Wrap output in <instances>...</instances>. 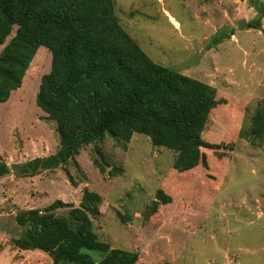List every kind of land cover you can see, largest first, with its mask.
<instances>
[{
	"label": "rangeland",
	"instance_id": "rangeland-1",
	"mask_svg": "<svg viewBox=\"0 0 264 264\" xmlns=\"http://www.w3.org/2000/svg\"><path fill=\"white\" fill-rule=\"evenodd\" d=\"M113 6L154 62L214 86L225 98L201 133L225 146L207 148L204 165L178 173L174 151L153 146L146 135L134 133L124 143L106 134L98 143L109 163L104 173L92 163L98 158L93 144L76 155L80 171L69 163L32 176L12 170L0 178V264H53L44 251L13 245L21 231L13 216L55 199L77 205L85 187L102 197L94 219L98 237L137 251L136 264H264V137L249 133L264 103V12L248 0H113ZM258 17L261 27H247ZM50 60L39 47L20 88L0 103V157L12 167L58 146L54 122L35 102ZM113 165L121 173L111 175ZM158 188L171 201L146 216Z\"/></svg>",
	"mask_w": 264,
	"mask_h": 264
},
{
	"label": "trees",
	"instance_id": "trees-1",
	"mask_svg": "<svg viewBox=\"0 0 264 264\" xmlns=\"http://www.w3.org/2000/svg\"><path fill=\"white\" fill-rule=\"evenodd\" d=\"M257 1L248 4L260 15L264 2ZM246 25L259 28L261 18ZM0 46V103L20 88L37 49L50 52L35 102L58 137L54 153L13 167L0 157V178L12 170L32 176L67 163L80 171L76 155L89 144L99 158L92 163L104 173L109 163L98 143L106 134L124 143L134 133L146 135L153 146L174 151L178 173L204 165L207 148L225 146L201 137L225 98L214 86L154 62L120 23L113 0H0ZM249 133L263 139L264 103L255 109ZM109 172L121 169L113 165ZM170 201L158 188L146 216ZM101 203V195L85 187L77 205L55 199L43 209H20L13 220L21 231L11 241L22 250L46 252L53 264H136L137 251L98 237L94 219Z\"/></svg>",
	"mask_w": 264,
	"mask_h": 264
},
{
	"label": "crops",
	"instance_id": "crops-1",
	"mask_svg": "<svg viewBox=\"0 0 264 264\" xmlns=\"http://www.w3.org/2000/svg\"><path fill=\"white\" fill-rule=\"evenodd\" d=\"M169 17H172V16H170V14H169Z\"/></svg>",
	"mask_w": 264,
	"mask_h": 264
}]
</instances>
